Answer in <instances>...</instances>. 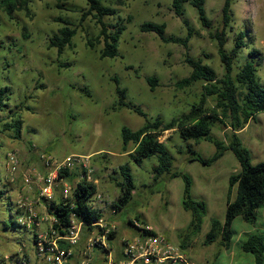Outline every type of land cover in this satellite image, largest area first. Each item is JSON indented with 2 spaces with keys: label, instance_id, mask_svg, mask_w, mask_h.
I'll return each mask as SVG.
<instances>
[{
  "label": "rangeland",
  "instance_id": "374dc122",
  "mask_svg": "<svg viewBox=\"0 0 264 264\" xmlns=\"http://www.w3.org/2000/svg\"><path fill=\"white\" fill-rule=\"evenodd\" d=\"M224 2L206 0L211 28L201 24L197 9L191 3L184 4L186 17L196 32L187 49L181 44L166 43L156 33L140 29L141 23L152 20L165 22L169 34L186 36L188 29L176 14L173 0H125L124 3L103 0L105 5L118 10L117 15L106 21L124 18L127 27L120 40V55L115 58L101 56L103 44L94 48L87 44V38L98 36L100 31L93 17L81 21L87 0H69L65 7L70 10L59 8L57 0H32L31 12L16 10L13 17L0 5V88L10 89V107L24 122L21 139L15 138L12 131L4 130L0 123V179L7 185L5 197L0 201V264H45L48 261V253L42 247L49 242L45 231L50 228L52 217L40 193L41 177L48 171L42 156L63 159L70 154L88 156L96 169L92 178L105 198L104 215L117 224L116 238L109 243L114 264L125 260L123 240L139 233L129 224V220L136 221L138 215L140 223L166 236L200 263L254 264L253 254L243 251L241 243L248 233H264V205L255 225L241 216L234 220L235 235L230 249L219 241L209 245L204 243L211 219H224L228 198H234L236 194V188L229 193L230 175L241 169L234 152L227 150L214 164L205 166L198 161H188V142L176 129L168 130L160 137L175 155V169L193 177V197L208 204V214L201 229L194 231L190 225L191 212L182 203L184 179L162 176L154 180L152 169L157 158H147L138 165L123 149L122 127L128 125L136 129L145 122V117L128 108H112L117 100V83L113 79L117 76L121 86L128 89L129 98L149 117L161 115L170 120L187 112L191 104L198 101L203 83L197 82L186 88L178 86V81L192 71L186 55L203 57L220 74L224 71L217 41L212 35L216 29H221ZM232 7L235 31H246L250 48H259L264 53V0H234ZM58 16L82 23L73 38L74 46L61 55L50 45L51 36L63 26L57 21ZM128 17L132 19L129 21ZM232 42H229V48ZM70 62L71 66L60 65ZM148 76L158 78L154 91L147 82ZM259 76L264 83V64ZM84 86L91 90L92 96L79 89ZM208 104H214L212 98L208 99ZM3 116L0 114V119ZM230 132V127L220 125L213 129L214 135L226 144ZM239 135L250 151L252 162L263 161L264 112L241 129ZM190 143L205 157L216 151L215 144L206 139L191 140ZM133 147L130 144L128 149ZM10 152H15L20 159L14 174L8 163ZM123 164L131 166L137 188L127 206L114 212L111 203L118 198L120 188L112 176L121 178ZM29 172L33 182L27 186L24 174ZM84 172L83 166L77 165L65 180L74 185ZM62 189L63 184L56 188L55 200L63 198ZM17 209L23 215L17 213ZM9 214L15 218L28 217L30 223L23 224L27 227L4 229L3 221ZM35 230L41 240L38 244L34 242ZM91 234L82 231L81 242L74 247L66 264H81V251ZM182 241H186V249L181 247ZM106 255L102 249H95L91 264H106Z\"/></svg>",
  "mask_w": 264,
  "mask_h": 264
},
{
  "label": "trees",
  "instance_id": "16d2710c",
  "mask_svg": "<svg viewBox=\"0 0 264 264\" xmlns=\"http://www.w3.org/2000/svg\"><path fill=\"white\" fill-rule=\"evenodd\" d=\"M31 1L0 0V5L10 17H13L16 10L31 12ZM68 1L57 0V6L66 8ZM124 1L119 0L120 3H124ZM233 1L225 0L222 8L221 29L218 28L214 33L212 32L217 41L223 73L220 74L213 66L206 63L203 57L196 58L189 54L186 55V62L191 66L192 71L188 76L178 81V86L186 88L197 82L203 83L198 101L191 104L187 112H183L170 120H166L161 115L149 117L142 107L129 98L128 89L121 86L117 76L113 78L117 83V100L112 106L115 110L128 108L145 117V122L136 129L128 125L122 127L123 149L138 165H142L147 158L156 157L157 164L152 169L154 180H159L162 176L182 177L184 179L182 203L184 208L191 212L190 225L194 231L201 229L204 218L208 214V204L204 200H197L193 197V177L187 172L175 169V155L168 143L162 141L160 137L166 131L176 129L180 137L188 142L186 150L189 155L188 161H198L205 166L214 164L224 156L227 150L234 152L241 164L240 171L232 173L229 178V193L236 188L235 197L229 196L224 219L217 217L211 219V227L204 240L206 245L219 241L227 249L231 248L235 235L234 220L241 216L246 222L255 225L260 208L264 205V160L253 163L250 151L243 144L239 135L241 129L252 120H257L259 114L264 112V83L259 76L260 67L264 64V53L259 48H250L246 31H235ZM185 3H191L197 9L200 22L204 27H212V20L207 14L206 0H173L176 14L182 18L188 29L186 36L169 34L165 22L152 20L141 23V31L156 33L164 42L181 44L188 49L190 39L196 32L189 18L186 17ZM117 14L118 10L105 5L103 0H87V7L82 9L81 21L91 16L96 19L99 25L98 36L88 37L87 44L91 48L96 47L97 44H103L100 51L102 57L115 58L120 55V40L127 28L124 23L125 20L118 17L115 22L106 21V18ZM131 19L128 17L129 21ZM57 21L63 23V26L51 36L50 45L55 47L61 55L67 48L74 46L73 38L82 23L77 24L64 16H58ZM231 40L233 42L229 48L228 44ZM60 65L66 67L71 66L72 63H61ZM146 79L150 84V89L154 91L158 85V78L148 76ZM79 89L86 95L92 96V92L87 86L79 87ZM9 90V88H0V114H4L0 123L3 124L4 130L12 131L15 138L21 139L24 122L21 117L16 116L10 107V94L12 93ZM209 98L213 99V105L208 104ZM217 125L230 127L228 144L214 135L213 129ZM203 139L215 144L216 151L209 157L198 152L190 143L191 140L199 142ZM130 144L134 145L132 149H128ZM70 175L66 169H62L60 172V177H70ZM120 176V179L112 176L120 188L118 198L111 203L114 212H118L127 206L133 199L137 188L130 165H121ZM0 185L2 187L0 189V201H2L7 185L2 184L1 179ZM97 191L98 185L94 181L83 179L75 184L72 196L69 198L63 197L55 200L42 196L43 203L52 217L51 226L45 231L49 240L54 238V230L62 235L66 234L71 225L73 214L82 222L84 230L92 232L95 229V223L103 216V211L92 208L89 202ZM16 211L23 215L21 210L17 209ZM137 220H140L139 215ZM3 223L4 229L27 227L20 222L19 217L15 218L12 214H9ZM129 224L138 231L142 230L133 219L129 220ZM248 234V237L241 243L242 250L253 254L254 264H264V233L253 232ZM33 235L34 242L38 244L41 241L39 232L35 230ZM115 238L116 232L108 235L110 242ZM60 242L63 246H70L65 241ZM187 246L186 241H182L181 247L186 249ZM45 247H49L48 242H45ZM96 249H102L106 253L109 251L100 246Z\"/></svg>",
  "mask_w": 264,
  "mask_h": 264
},
{
  "label": "built area",
  "instance_id": "2783aa9c",
  "mask_svg": "<svg viewBox=\"0 0 264 264\" xmlns=\"http://www.w3.org/2000/svg\"><path fill=\"white\" fill-rule=\"evenodd\" d=\"M42 159L48 171L41 177L40 193L46 198L54 199L56 188L60 184H63V197L69 198L72 196L73 187L78 181L83 179L94 181L92 175L96 169L88 160V156L70 154L63 159H57L51 155H43ZM8 163L11 172L16 173L20 164L19 156L15 152H10ZM77 165H82L85 172L74 185L68 184L65 180L66 177H60V172L62 169L70 172ZM24 181L27 186L32 184L33 176L31 172L24 174ZM89 204L94 209H101L103 216L95 223V229L91 232L92 234L88 237L81 251V264H91L93 252L98 246L109 250L106 255V264H114L113 251L109 244L108 235L115 232L117 224L109 221L104 215L105 198L102 192L97 191ZM19 220L22 224L30 223L28 217L21 216ZM135 223L142 230L133 238L123 240L122 254L125 260H122L121 264H138L139 262L142 264H203L189 256L179 246L173 244L166 236L154 232L150 226H145L138 220ZM83 230L82 222L74 214L66 234L62 235L54 230L55 236L49 240V247H42L44 252L48 253V261L45 264H66L73 255L74 247L81 242ZM94 232L96 233L94 234ZM60 241H65L70 246H63Z\"/></svg>",
  "mask_w": 264,
  "mask_h": 264
}]
</instances>
